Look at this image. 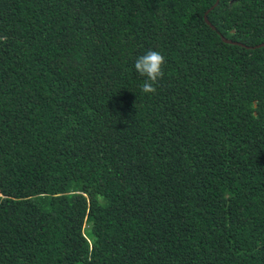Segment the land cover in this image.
Returning <instances> with one entry per match:
<instances>
[{"label": "trees", "instance_id": "obj_1", "mask_svg": "<svg viewBox=\"0 0 264 264\" xmlns=\"http://www.w3.org/2000/svg\"><path fill=\"white\" fill-rule=\"evenodd\" d=\"M215 1L0 0V264H264V0Z\"/></svg>", "mask_w": 264, "mask_h": 264}, {"label": "clouds", "instance_id": "obj_2", "mask_svg": "<svg viewBox=\"0 0 264 264\" xmlns=\"http://www.w3.org/2000/svg\"><path fill=\"white\" fill-rule=\"evenodd\" d=\"M164 64V56L160 52L154 50H149L136 58L134 69L141 77L145 78L141 86V91L143 93L155 94L156 84L158 80L164 76Z\"/></svg>", "mask_w": 264, "mask_h": 264}, {"label": "water", "instance_id": "obj_3", "mask_svg": "<svg viewBox=\"0 0 264 264\" xmlns=\"http://www.w3.org/2000/svg\"><path fill=\"white\" fill-rule=\"evenodd\" d=\"M218 1L219 0H216L215 1V3L211 6V7H209L206 11H205V13H204V20H205V22L208 24V25H210V27L211 28H215V25L213 24V23H211L208 19H207V13L215 6V5H217V3H218ZM217 19H216V22L217 23H222V18H223V16H224V12L223 11H217ZM221 38H222V40L224 41V42H226V43H234V44H241V43H239V42H237V41H234V40H231V39H228V38H226V37H224V36H221ZM243 45V44H242ZM258 46H264V42L263 43H260ZM248 47V46H247Z\"/></svg>", "mask_w": 264, "mask_h": 264}, {"label": "rangeland", "instance_id": "obj_4", "mask_svg": "<svg viewBox=\"0 0 264 264\" xmlns=\"http://www.w3.org/2000/svg\"><path fill=\"white\" fill-rule=\"evenodd\" d=\"M85 227H87L86 225H81L80 228L83 230L85 229Z\"/></svg>", "mask_w": 264, "mask_h": 264}]
</instances>
